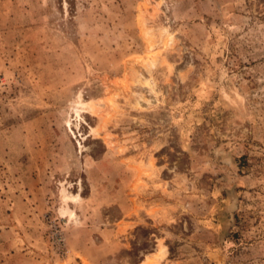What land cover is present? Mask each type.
<instances>
[{
  "label": "rangeland",
  "instance_id": "obj_1",
  "mask_svg": "<svg viewBox=\"0 0 264 264\" xmlns=\"http://www.w3.org/2000/svg\"><path fill=\"white\" fill-rule=\"evenodd\" d=\"M0 264H264V0H0Z\"/></svg>",
  "mask_w": 264,
  "mask_h": 264
},
{
  "label": "bare ground",
  "instance_id": "obj_2",
  "mask_svg": "<svg viewBox=\"0 0 264 264\" xmlns=\"http://www.w3.org/2000/svg\"><path fill=\"white\" fill-rule=\"evenodd\" d=\"M172 39L171 38H169L168 39V41L167 42H170ZM152 48H154L153 46H151V49ZM147 64H149V65H152L153 64V61L148 57L146 60H145V62H144V64L143 65H147ZM150 67H152V66H150ZM81 106H83V107H88L89 109H91V105L90 104H81ZM95 132V131H94ZM95 134V133H94ZM69 214H70V216L72 217V213L71 212H69ZM164 254H165V249H164V247L163 246H161V245H159L158 246V249H157V253L155 254V256L156 257H158V258H162L163 256H164ZM149 259V258H148Z\"/></svg>",
  "mask_w": 264,
  "mask_h": 264
}]
</instances>
